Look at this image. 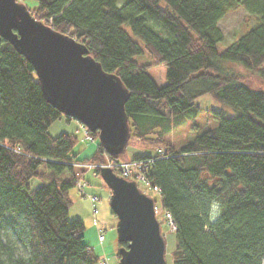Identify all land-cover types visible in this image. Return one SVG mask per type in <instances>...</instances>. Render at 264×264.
<instances>
[{
	"label": "trees",
	"instance_id": "16d2710c",
	"mask_svg": "<svg viewBox=\"0 0 264 264\" xmlns=\"http://www.w3.org/2000/svg\"><path fill=\"white\" fill-rule=\"evenodd\" d=\"M35 1L28 8L34 18L81 42L104 71L119 77L128 92L129 139L155 150L128 158L126 147L108 154L98 141L83 162L110 161L114 173L121 161L149 162L144 192L158 193V202L152 198L155 206L175 226L171 264H261L264 91L244 83L246 76L224 70L219 61H237L264 81V0H164V6L160 0ZM236 8L256 19L218 51L223 33L217 23ZM146 18L157 21L165 35L149 27ZM124 22L142 46L124 30ZM144 51L150 62L131 60ZM157 64L166 66L162 86L147 73ZM203 94L234 114L219 113L216 127L176 145L169 133L196 114L193 101ZM61 115L45 98L33 65L1 39L0 232L21 221L25 253L0 240V264H98L82 239V221L67 218L68 190L78 178L73 165L81 160L72 152L74 134L48 133ZM103 168L92 170L97 175ZM33 177L42 183L30 189ZM214 201L218 214L212 219Z\"/></svg>",
	"mask_w": 264,
	"mask_h": 264
},
{
	"label": "water",
	"instance_id": "95a60500",
	"mask_svg": "<svg viewBox=\"0 0 264 264\" xmlns=\"http://www.w3.org/2000/svg\"><path fill=\"white\" fill-rule=\"evenodd\" d=\"M8 41L33 65L41 90L59 112L77 120L108 154H120L130 137L124 103L128 92L119 77L104 71L73 37L33 17L17 0H0V41ZM116 216L118 264H165V241L152 197L134 181L103 168Z\"/></svg>",
	"mask_w": 264,
	"mask_h": 264
},
{
	"label": "rangeland",
	"instance_id": "374dc122",
	"mask_svg": "<svg viewBox=\"0 0 264 264\" xmlns=\"http://www.w3.org/2000/svg\"><path fill=\"white\" fill-rule=\"evenodd\" d=\"M17 1L24 4L27 8H32L36 5L35 0ZM120 4L121 0H117V5ZM159 5L164 6V0H160ZM255 19V15H249L241 8L231 10L223 16L217 23L223 33V38L216 43L217 50H222L234 41L240 33L255 21ZM146 24L153 29L161 31L163 35H165L164 30L157 21L146 18ZM122 27L132 39L137 41L141 46L143 45V42L132 33L128 23H122ZM131 60L135 63L142 64L150 62L152 58L144 51L132 55ZM219 65L228 72H236L246 76L244 83L264 91V81L260 80L256 75L250 76V71L239 62L221 60L219 61ZM165 71L166 66L164 64L151 65L147 68L148 75L157 86L165 84ZM193 102L199 108L196 114L181 125L175 127L171 133H169L170 139L176 145L191 140L195 135H198L205 129L216 127L219 121V113L228 116L234 114L231 107L213 100L208 94L198 96ZM47 130L51 136H56L61 132H68L77 137V142L73 146L72 152L76 154V158L81 161L78 165H73V173L84 182V186L81 192H79L76 185L68 190L70 204L67 209V218H77L82 221L84 225L82 239L91 247L92 253L96 254L101 259L104 258L107 264H118L117 218L112 213L109 206L110 189L105 184L100 174L96 175L92 169L83 166V158L89 156L94 151L98 142V137H94L92 140L84 139L83 137L85 134L82 124L73 118L66 120L64 114L53 120L49 124ZM154 151V149L140 144L135 138L131 137L127 142L125 155L130 158L137 154L154 153ZM41 183L42 181L40 179L33 177L29 180L28 187L32 189ZM146 192L158 202V193L155 190H146ZM88 195H96L99 200L92 204ZM92 207L97 208L95 214L92 213ZM217 214L218 203L214 201L211 204V218L214 219ZM156 217L165 241V264H171V257L174 249V234L165 212H161L158 209ZM11 224L5 225V228L0 232V240L11 246L15 250V253L24 254V234L20 226L22 222H11ZM98 228L102 229L104 235V239L101 242L97 240ZM261 264H264V261H262Z\"/></svg>",
	"mask_w": 264,
	"mask_h": 264
},
{
	"label": "built area",
	"instance_id": "2783aa9c",
	"mask_svg": "<svg viewBox=\"0 0 264 264\" xmlns=\"http://www.w3.org/2000/svg\"><path fill=\"white\" fill-rule=\"evenodd\" d=\"M84 139L86 140H92L91 135L87 132V130L84 131ZM162 149H158V151L160 152ZM148 163L147 160H142V159H130V160H125V161H121L118 164H116L117 166V170H116V174L126 178V179H131L133 180L136 184L140 185L143 188H147L148 187V181L145 177V171L148 168ZM111 162L110 161H106L105 163H84L83 166H85L86 168H94V167H111ZM75 185L78 187V190L81 191L83 186H84V182H82L80 179L75 181ZM90 201L92 204H94V202L98 201V197L95 195H88ZM97 212V208L96 207H92V213L95 214ZM158 212V208L156 206H154V213L157 215ZM166 213V212H165ZM168 219H169V214L166 213ZM104 239V235L102 233L101 230L98 231L97 233V240L99 242H101ZM99 264H107L106 261L104 259L99 260Z\"/></svg>",
	"mask_w": 264,
	"mask_h": 264
},
{
	"label": "bare ground",
	"instance_id": "6f19581e",
	"mask_svg": "<svg viewBox=\"0 0 264 264\" xmlns=\"http://www.w3.org/2000/svg\"><path fill=\"white\" fill-rule=\"evenodd\" d=\"M168 220H169L170 227L172 228V230H174L175 229V226H174L173 222L171 221L170 216H169V219Z\"/></svg>",
	"mask_w": 264,
	"mask_h": 264
},
{
	"label": "crops",
	"instance_id": "0c3cea01",
	"mask_svg": "<svg viewBox=\"0 0 264 264\" xmlns=\"http://www.w3.org/2000/svg\"><path fill=\"white\" fill-rule=\"evenodd\" d=\"M86 244V243H85ZM88 245V244H87ZM89 246V245H88ZM90 247V246H89ZM91 248V247H90Z\"/></svg>",
	"mask_w": 264,
	"mask_h": 264
}]
</instances>
